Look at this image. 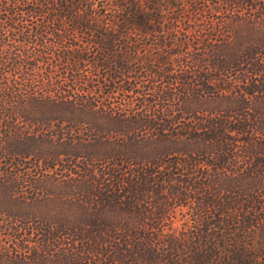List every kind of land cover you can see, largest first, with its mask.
<instances>
[{
    "label": "trees",
    "instance_id": "1",
    "mask_svg": "<svg viewBox=\"0 0 264 264\" xmlns=\"http://www.w3.org/2000/svg\"><path fill=\"white\" fill-rule=\"evenodd\" d=\"M0 264H264V0H0Z\"/></svg>",
    "mask_w": 264,
    "mask_h": 264
}]
</instances>
